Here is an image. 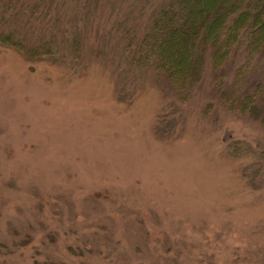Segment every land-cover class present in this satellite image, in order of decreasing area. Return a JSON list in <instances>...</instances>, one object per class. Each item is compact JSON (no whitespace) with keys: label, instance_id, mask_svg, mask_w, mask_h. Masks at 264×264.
Here are the masks:
<instances>
[{"label":"rangeland","instance_id":"374dc122","mask_svg":"<svg viewBox=\"0 0 264 264\" xmlns=\"http://www.w3.org/2000/svg\"><path fill=\"white\" fill-rule=\"evenodd\" d=\"M167 1L0 0L45 49L0 44V264H264V60L178 93L136 53Z\"/></svg>","mask_w":264,"mask_h":264},{"label":"trees","instance_id":"16d2710c","mask_svg":"<svg viewBox=\"0 0 264 264\" xmlns=\"http://www.w3.org/2000/svg\"><path fill=\"white\" fill-rule=\"evenodd\" d=\"M15 37L0 31V44L31 59L45 54L42 47L25 48ZM240 45L246 46L248 59L264 60V0H168L157 9L136 53L139 63L185 93L201 80L206 63L221 68ZM262 87L256 82L242 95L239 113L256 119L264 131ZM260 156L264 159V150Z\"/></svg>","mask_w":264,"mask_h":264}]
</instances>
